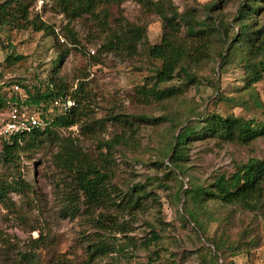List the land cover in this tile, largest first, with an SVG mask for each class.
<instances>
[{
  "label": "rangeland",
  "instance_id": "374dc122",
  "mask_svg": "<svg viewBox=\"0 0 264 264\" xmlns=\"http://www.w3.org/2000/svg\"><path fill=\"white\" fill-rule=\"evenodd\" d=\"M164 1H169L178 13L196 12L207 23L210 18L215 23H229L228 38L238 33L233 17L243 0ZM214 1L217 13H208L205 6ZM32 5L31 1L30 13L35 14ZM40 17L54 26L56 37L32 29L0 27V92L9 97L10 90H14L25 98L20 84L30 89L41 83L43 86L52 76L55 83L64 86L65 98L77 101L78 111L74 123L51 129L41 137L42 143L35 152L20 157L22 178L29 180L33 191L23 195L10 193L7 206H0V264H49L59 256L72 264H145L149 257H155L152 253H157L164 262L205 264L202 253L209 239L223 232L233 236L248 230L252 231L247 233L248 239L253 240V233L256 244L249 251L229 255L227 262L264 264V199L258 213L216 202L204 203L199 213L204 234L187 217L180 199V186L185 190L191 183L207 185L217 175L232 173L237 164L251 158L264 159V138L244 146L207 138L192 141L186 145V160L179 169L182 174L167 159L172 121L179 123L186 118L194 121L203 110H208L264 122V72L252 91H240L243 72L228 62L218 68L216 55L224 49L225 39L223 35H214L207 40L210 59L190 65L197 76L195 84H188L175 102L139 106L135 89L149 82L152 69L144 50L147 45L158 44L163 33L158 15L147 12L138 0H125L111 9V23L124 21L145 28V43L138 46L134 56L101 50L104 33L86 18L68 24L77 39L73 44L64 30L67 20L57 13L53 0H48ZM259 18L264 24V12ZM212 82L219 85L226 102L218 100ZM172 86H182V81L175 79L161 88ZM1 111L0 119L7 113ZM47 114L54 118L57 111L50 107ZM134 114L159 120L136 119L132 117ZM67 147L109 166L115 177L113 183L123 193L136 183H149L151 180L146 181V177L162 179L151 181L148 189L153 190L157 199L149 196L143 201L142 211L119 216L120 222L128 223L130 232L115 235L117 252L92 263H88L85 236L93 231L83 218L61 215L63 175L53 158ZM153 161H162L163 165L159 169L149 166ZM0 172L11 174L10 168L1 162ZM169 172L175 176L172 174L173 179L165 181L163 175ZM188 209L199 212L192 204ZM152 229L160 239L146 249ZM28 257L32 260L28 261ZM222 262L220 258L219 264Z\"/></svg>",
  "mask_w": 264,
  "mask_h": 264
},
{
  "label": "trees",
  "instance_id": "16d2710c",
  "mask_svg": "<svg viewBox=\"0 0 264 264\" xmlns=\"http://www.w3.org/2000/svg\"><path fill=\"white\" fill-rule=\"evenodd\" d=\"M123 1L125 0H53L57 13L67 20L64 30L73 44L77 43V39L74 32L68 29V24L76 19L86 18L104 33V42L99 47L101 50L107 49L122 55L134 56L137 54L138 46L145 43V28L124 21L110 22L111 9L119 6ZM138 2L147 12L158 15L163 23L160 42L147 45L144 50V55L152 63V69L149 82L135 89V100L139 106L175 102L187 89L188 84H195L197 76L190 69V65L196 66L210 59L207 40L214 35H223L225 39L224 49L216 55L218 68L228 62L243 72L241 81L243 85L239 88L240 91L249 89L252 91V86L263 78L264 24L260 23L259 17L264 12V0L240 2L233 17L235 24H238V33L229 38V23L228 25L223 21L215 23L211 18L210 23H207L201 16L196 15V12L178 13L169 1L138 0ZM30 7L31 0H0V27L32 29L56 37L54 26L43 21L39 14H31ZM216 9L215 1L205 6L208 13H217ZM101 50L98 49V52ZM8 57L13 61V57ZM59 57L61 59L63 55ZM175 79L181 80L182 86L161 88V85L173 82ZM42 84L35 85L31 89L20 84L19 87L26 95L24 99L14 90H10L12 95L9 97L0 92V110L8 112L13 104H19L23 100L24 104L40 112L42 124L30 132L10 135L7 139L0 137V162L11 170L9 175L0 172V206H7L10 193L23 195L25 192L30 194L33 191L32 186L28 184L29 180L22 178L19 167L20 157L35 152L42 143L41 137L51 129L75 122L78 111L77 101L74 100V105L65 113H60L53 105L55 101L64 102L66 97L64 86L55 83L52 76L47 79L45 85ZM212 84L219 95L218 100L226 102L227 97L222 96L219 85L216 82ZM255 104L259 106L258 103ZM50 107L57 111L54 118L47 114ZM132 117L152 122L159 120L148 118L144 114H134ZM168 118L171 122L172 119ZM171 124L173 133L167 159L176 167L177 173L181 174L183 171L179 169L182 167L181 163L186 160V145L192 141L207 138L244 146L264 138L262 121L244 119L231 114L222 116L208 110H203L194 121L186 118L183 122L172 121ZM196 124L199 126L195 127ZM53 163L63 175L60 180L64 185L61 193L62 217L83 218L89 229L93 231L91 235L85 236L88 263L117 252L115 235L125 236L130 232L128 223L120 222L119 216L126 213L131 216L135 212L142 211L145 208L143 201L149 196L157 199L153 190L148 192V189L152 185L151 181L162 180L146 177V181L151 180L149 183H136L123 193L113 183L115 177L109 166L87 156H81L72 148L67 147L54 156ZM161 165H163L162 161L149 163V166L156 169ZM172 174L175 176L173 172L164 174V180L173 179ZM163 187L167 188L164 185ZM180 191L183 210L204 234L199 213L201 206L206 202L234 206L243 212L258 213L264 199V159L251 158L245 163L237 164L232 173L217 175L207 185L191 183L185 190L180 186ZM190 204L199 209L197 214L194 210L188 209ZM249 231L251 230L233 236L223 232L209 239V245L204 247L205 253H202L203 262L219 264L221 258L223 261L221 264H233L227 262L229 255L249 251L251 245L257 242L253 233V240L248 239ZM126 239V243H129L128 238ZM159 239V235L152 229L145 248L148 249L152 242ZM152 255L155 257H149L145 264H177L174 261H161L157 253ZM27 260L31 261L32 258L28 257ZM49 264L72 263L59 256L52 258Z\"/></svg>",
  "mask_w": 264,
  "mask_h": 264
},
{
  "label": "built area",
  "instance_id": "2783aa9c",
  "mask_svg": "<svg viewBox=\"0 0 264 264\" xmlns=\"http://www.w3.org/2000/svg\"><path fill=\"white\" fill-rule=\"evenodd\" d=\"M31 1L33 3L32 10L39 15L48 2V0ZM60 41L62 43L64 42L62 39H60ZM90 53L93 54L94 52L90 50ZM73 104V101H70L68 98H65L64 102L55 101L53 103V105L58 108L60 113H65L73 106ZM40 126H42L40 112L35 110L32 106L24 104L22 100L19 104H13L10 110L6 113L5 117L0 119V137L7 139L10 135L30 132Z\"/></svg>",
  "mask_w": 264,
  "mask_h": 264
}]
</instances>
